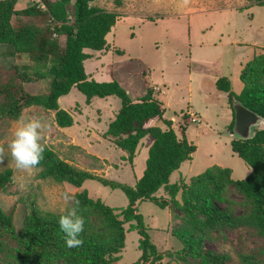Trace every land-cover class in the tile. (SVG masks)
<instances>
[{"label": "rangeland", "instance_id": "rangeland-1", "mask_svg": "<svg viewBox=\"0 0 264 264\" xmlns=\"http://www.w3.org/2000/svg\"><path fill=\"white\" fill-rule=\"evenodd\" d=\"M25 3L32 5L33 0H22L16 6L22 9ZM91 4L115 13L116 23L109 32L112 39L106 38L103 50L87 51L90 57L84 65L88 79L99 82L116 80L134 102L151 90L153 99L167 109L166 116L172 119L173 128L177 129L180 137L185 129L189 140L197 146L192 159L183 163L175 173V181L184 180L190 184L192 177L213 167L229 168L232 179L245 178L249 171L231 150L233 138L229 126L234 117L232 109L226 94L216 91L215 82L229 77L232 90L240 93L243 84L239 71L256 54L264 52V6L252 5L249 0H95ZM56 37L55 34L52 36ZM2 47L0 45L1 71L4 68L11 72L18 67V74L22 75L28 74L25 68L30 67L36 72L27 55L7 57L3 55L5 47ZM6 48L12 47L7 45ZM52 64L53 61L45 65L41 72H50ZM13 80L16 84L19 81L18 78ZM21 85L32 94H46L50 80L23 82ZM59 102L60 107L73 117L72 127H59L56 112L38 106L25 108L15 119L0 117V145L5 148L0 170L13 169L12 182L6 191L0 192V208L8 214L13 212L15 231L20 233L23 229L30 202L44 216L48 213L66 215L74 205L65 202V194L76 200V196L86 190L89 198L101 200L124 222L123 246L110 254L109 250L116 244L115 231L107 227L104 216L97 210L92 209L83 215L85 228L82 237L90 241L104 233L97 237L96 249L107 251L108 264L152 262L153 253L146 261L142 260L140 243L144 239L143 230L148 233L149 243L161 255L155 264H196L195 257L184 260V255H178L184 250L183 243L173 232L177 228L182 229V210L160 209L155 204L143 203L136 211L143 218L141 227L134 221L125 220L124 210L129 201L120 189H111L95 179L76 187L52 178H40L39 168L29 174L15 167L8 144L20 118L26 121L42 117L49 129L43 133L41 143L61 160L110 182L134 186L139 180L153 141L149 137L143 139L134 159L130 160L128 153L107 135L109 123L122 107L121 100L111 96L87 102L86 96L74 87ZM196 111L200 121L191 124L188 114ZM150 125H155V120L149 122ZM228 198L235 202L234 205L217 204L222 210H229L231 218L250 212V207L235 187L229 186ZM221 232L226 236L214 232L215 240L205 241L204 246L227 254L230 257L228 264H244L240 254L249 255L251 264H264V238L247 227H224ZM58 261V264H64L63 260Z\"/></svg>", "mask_w": 264, "mask_h": 264}, {"label": "trees", "instance_id": "trees-1", "mask_svg": "<svg viewBox=\"0 0 264 264\" xmlns=\"http://www.w3.org/2000/svg\"><path fill=\"white\" fill-rule=\"evenodd\" d=\"M42 1L45 9L39 8V4H29L20 10L16 9L17 0L0 1V44L12 47L6 49L3 55H27L36 70L33 72L25 66L28 67L25 68L28 74L22 75L18 74V67L11 72L4 68L0 70V117L15 119L25 108L38 106L55 111L59 127H72L73 117L60 107L59 101L76 87L86 96L87 102L111 96L121 100L122 107L109 123L107 135L128 153L130 160L134 159L143 139L149 137L153 142L142 175L134 186L110 182L77 169L49 148H45L44 160L37 167L40 169L39 177L76 187L95 179L111 189H120L129 201L124 210L125 220L134 221L141 227L143 218L136 211L143 203L155 204L160 209L171 207L182 210V229L177 228L173 232L183 243L184 250L178 255H184V260L195 257L196 264H228L230 257L227 254L204 246L205 241L215 240L214 232L226 236L221 232L224 227H247L264 238V130L256 131L252 139H233L231 142L232 151L249 169L245 178L234 180L229 168L213 167L192 177L190 184L184 180L175 181V173L183 163L192 159L197 150L185 134L186 130L183 129L180 137L177 129L173 128L172 119L166 116L167 109L153 99L151 90L134 102L118 81L88 79L84 65L90 57L87 51L105 48L106 38L116 23V14L92 5L95 0ZM249 1L252 5L264 6V0ZM54 34L58 38H52ZM51 61L50 72L42 73L44 66ZM14 78L19 79L17 84ZM47 78L50 87L46 94H32L21 85ZM240 81L243 87L239 94L232 90L228 77L216 80V91L226 94L233 115V100L236 99L264 118V52L256 54L253 60L246 63L240 72ZM176 117L179 120L177 114ZM153 120L155 125L148 126ZM233 126L234 119L229 129ZM12 176L13 169L0 170V192L6 191ZM229 186L235 187L250 207L247 215L231 218L230 211L222 210L217 204L234 205L235 202L228 198ZM76 201L80 203V214L85 215L93 209L104 216L107 227L115 231L116 244L109 253L119 251L124 238V222L118 219L113 209L101 200L89 198L86 190L76 196ZM29 206L20 233L15 231L13 212L8 214L0 208V264H58V260H63L64 264H108L107 251L96 249L97 237L104 233L90 241L81 235L83 245L69 248L59 227L60 216L50 213L44 216L32 202ZM174 218H177L175 214ZM141 234L144 237L140 243L142 260L146 261L153 253L154 260L149 264H155L161 255L149 243L148 233L143 230ZM239 258L242 263L251 264L249 255L240 254ZM204 260L206 263H201Z\"/></svg>", "mask_w": 264, "mask_h": 264}, {"label": "clouds", "instance_id": "clouds-1", "mask_svg": "<svg viewBox=\"0 0 264 264\" xmlns=\"http://www.w3.org/2000/svg\"><path fill=\"white\" fill-rule=\"evenodd\" d=\"M41 2L43 1L33 0V4H39V8L45 9L44 3ZM2 46V48L5 47L4 50L7 49V45ZM195 117L197 120L195 122L190 121L191 116L189 117V122L191 124L200 121L197 114H195ZM18 124L19 126L16 127L13 133V139L8 144V149H10L11 156L15 161V167L18 170H23L31 174L32 170L37 168L44 160L45 147L41 143V140L43 139V133L49 129V125L42 117L30 118L26 121L23 119V117H21ZM229 130L231 131L232 128ZM231 138L238 139L233 136H231ZM4 154L5 148L3 145H0V163L4 162ZM64 200L66 203H71L74 206L68 209L66 215L60 216L58 221L60 230L65 234V243L67 247H80L83 245L81 233L84 231L85 228V218L82 214H80V203L79 201H76L73 196L67 194H65ZM123 243L124 238L120 247L123 246Z\"/></svg>", "mask_w": 264, "mask_h": 264}, {"label": "water", "instance_id": "water-1", "mask_svg": "<svg viewBox=\"0 0 264 264\" xmlns=\"http://www.w3.org/2000/svg\"><path fill=\"white\" fill-rule=\"evenodd\" d=\"M233 110L235 113L234 127L230 135L241 139L249 140L258 130H264V118L246 108L241 102L233 100Z\"/></svg>", "mask_w": 264, "mask_h": 264}, {"label": "crops", "instance_id": "crops-1", "mask_svg": "<svg viewBox=\"0 0 264 264\" xmlns=\"http://www.w3.org/2000/svg\"><path fill=\"white\" fill-rule=\"evenodd\" d=\"M17 2H18V4L20 5L21 3H22V0H17ZM16 5H17V3H16ZM27 5H29V3H25V7L27 6ZM16 9L17 10H20L17 6H16ZM109 39H112L110 36H109V34H108V36H107ZM119 52H120V50H119ZM239 72H241V70L239 71ZM240 76V75H239ZM229 78V77H228ZM230 79V78H229ZM231 80V79H230ZM232 83V82H231ZM242 89V88H241ZM198 112H201V110L199 111V109H198ZM197 111L196 112H194L195 114H197L198 113ZM233 113V112H232ZM201 114V113H200ZM198 115V114H197ZM234 116V115H233ZM233 119H234V117H233ZM202 121L203 122H206L205 120H204V117H202ZM231 143V142H230ZM231 150H232V148H231ZM233 152V151H232ZM234 153V152H233ZM244 163V162H243ZM245 164V163H244ZM247 167V166H246ZM248 169V168H247ZM248 171H249V169H248ZM249 174V173H248ZM247 174V175H248Z\"/></svg>", "mask_w": 264, "mask_h": 264}, {"label": "built area", "instance_id": "built-area-1", "mask_svg": "<svg viewBox=\"0 0 264 264\" xmlns=\"http://www.w3.org/2000/svg\"><path fill=\"white\" fill-rule=\"evenodd\" d=\"M190 116H191L190 121L192 122L197 121L194 113H191Z\"/></svg>", "mask_w": 264, "mask_h": 264}]
</instances>
